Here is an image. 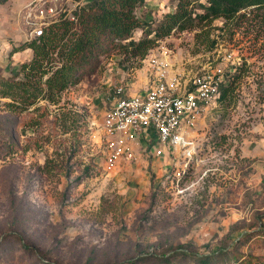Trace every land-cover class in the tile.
I'll return each mask as SVG.
<instances>
[{"label":"rangeland","instance_id":"374dc122","mask_svg":"<svg viewBox=\"0 0 264 264\" xmlns=\"http://www.w3.org/2000/svg\"><path fill=\"white\" fill-rule=\"evenodd\" d=\"M37 1L0 5V82L23 80L16 73L33 59L27 13ZM88 1L42 7L73 15ZM205 1L193 0L195 14ZM176 6L147 0L135 13L158 38L147 55H100L56 103L13 108L0 95V264H264V12L159 38L154 31ZM149 56L168 59L182 81L240 77L186 131L190 158L171 146L157 156L150 137L133 145V161L108 169L104 115L117 88L149 76Z\"/></svg>","mask_w":264,"mask_h":264},{"label":"trees","instance_id":"16d2710c","mask_svg":"<svg viewBox=\"0 0 264 264\" xmlns=\"http://www.w3.org/2000/svg\"><path fill=\"white\" fill-rule=\"evenodd\" d=\"M7 1L0 0V5ZM146 1L89 0L73 13L74 20L61 18L54 22L42 37L28 44L33 59L22 64L16 73L22 74L23 80L1 79L0 95L11 99L14 103L8 106L13 108L26 109L42 100L56 103L79 72L92 74L96 70L100 55L110 54L116 48H131L132 55L145 57L158 40L151 37L153 32L135 14ZM192 4L193 0H177L175 11L166 15L155 34L162 38L174 30H193L217 19L233 20L246 14L242 11L264 12V0H206L200 5L204 10L201 15L194 13ZM139 29L146 36L135 42L133 34ZM127 40L130 41L123 44ZM115 41L119 43L114 44ZM239 77L238 73L227 85L220 86L218 101L227 98Z\"/></svg>","mask_w":264,"mask_h":264},{"label":"built area","instance_id":"2783aa9c","mask_svg":"<svg viewBox=\"0 0 264 264\" xmlns=\"http://www.w3.org/2000/svg\"><path fill=\"white\" fill-rule=\"evenodd\" d=\"M37 2L42 4L29 7L27 13L28 24L35 27L36 38L42 37L45 30L61 18L74 20L73 15L58 13L56 7H42L46 0ZM75 6L82 7L80 3ZM146 61L150 70L147 90L129 95L127 86L117 88L118 98L104 115L102 142L108 169L121 161H133V145L139 139L150 137L157 156L171 146L182 149L185 158H190L192 142L186 131L195 128L204 111L219 100L221 85L208 73L190 82L182 81L171 75L168 59L149 56ZM184 168L173 173V180L183 177Z\"/></svg>","mask_w":264,"mask_h":264},{"label":"crops","instance_id":"0c3cea01","mask_svg":"<svg viewBox=\"0 0 264 264\" xmlns=\"http://www.w3.org/2000/svg\"><path fill=\"white\" fill-rule=\"evenodd\" d=\"M149 84V76L145 72L144 74L139 75L136 82L131 84V87L127 88V93L133 95L139 92H144L147 90ZM128 86V85H127Z\"/></svg>","mask_w":264,"mask_h":264}]
</instances>
